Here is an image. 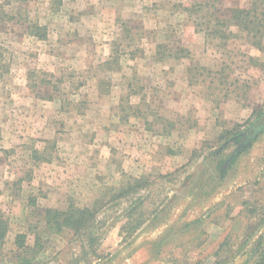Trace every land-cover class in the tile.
<instances>
[{
	"label": "rangeland",
	"instance_id": "obj_1",
	"mask_svg": "<svg viewBox=\"0 0 264 264\" xmlns=\"http://www.w3.org/2000/svg\"><path fill=\"white\" fill-rule=\"evenodd\" d=\"M253 3L0 0V264H259L264 36L225 25Z\"/></svg>",
	"mask_w": 264,
	"mask_h": 264
},
{
	"label": "trees",
	"instance_id": "obj_2",
	"mask_svg": "<svg viewBox=\"0 0 264 264\" xmlns=\"http://www.w3.org/2000/svg\"><path fill=\"white\" fill-rule=\"evenodd\" d=\"M253 7H250L248 9H242V8H230L229 9V15L227 18H225V25H235L237 29L240 31L246 32L248 35H251L252 37H257V36H264L262 34V27L264 26V0H253ZM263 5V8H262ZM258 8L260 9L258 11ZM42 26H38L37 24H32L31 26H28V33L34 36H38L40 38L45 36V30L44 28H41ZM259 44V43H257ZM1 56V53H0ZM1 62V60H0ZM3 66L0 64V69ZM139 186V181H136L135 186H133L132 189L135 187ZM127 190L122 191V195L125 194ZM79 215L78 217L72 218L66 217L64 219V224L69 225V223H74L72 225L76 229L83 226L85 223V226L89 219H92L95 215V211L91 208H83L78 210ZM7 231V224L4 220H0V248L3 246V240L5 237ZM17 237L21 238L17 240V248L18 249H24L26 248L24 244V236L22 234H19ZM264 258V248L262 249L261 255H260V260L259 264H261L262 260ZM18 264H30V258H26L23 256L18 255L17 258L15 259Z\"/></svg>",
	"mask_w": 264,
	"mask_h": 264
},
{
	"label": "water",
	"instance_id": "obj_3",
	"mask_svg": "<svg viewBox=\"0 0 264 264\" xmlns=\"http://www.w3.org/2000/svg\"><path fill=\"white\" fill-rule=\"evenodd\" d=\"M262 264H264V258H263Z\"/></svg>",
	"mask_w": 264,
	"mask_h": 264
}]
</instances>
